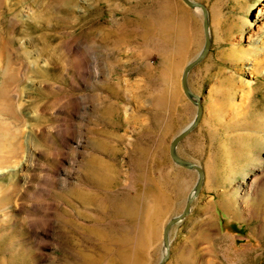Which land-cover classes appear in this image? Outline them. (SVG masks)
<instances>
[{
	"label": "rangeland",
	"instance_id": "obj_1",
	"mask_svg": "<svg viewBox=\"0 0 264 264\" xmlns=\"http://www.w3.org/2000/svg\"><path fill=\"white\" fill-rule=\"evenodd\" d=\"M192 1L165 264H264V0ZM203 42L181 0H0V264L160 262Z\"/></svg>",
	"mask_w": 264,
	"mask_h": 264
},
{
	"label": "water",
	"instance_id": "obj_2",
	"mask_svg": "<svg viewBox=\"0 0 264 264\" xmlns=\"http://www.w3.org/2000/svg\"><path fill=\"white\" fill-rule=\"evenodd\" d=\"M181 1L190 9L200 11L202 15V28H203L204 42H203V46L200 52L198 53V55L193 60H191L190 62L186 64V66L184 67L182 71V75H181L182 91L185 97L195 106L196 113H195L193 120L171 140L170 145H169V156L172 162L176 166H179L185 170L195 171L197 174V179H196V182L194 184L192 191L190 192V194L188 195L186 199L182 212L179 215L172 217L163 228L162 245L165 250V253L162 255L161 260L158 264H165V262L167 261L169 257V253H170L171 228L174 225L182 222L190 214L192 203L200 194V191L202 189L203 182H204L203 169L199 165L193 162L180 158L177 153V148H178L179 143L198 126L201 120L202 114H203L202 98L194 94L190 90L188 86V75L195 66H197L204 60V58L207 56L210 50L211 37H210V25H209V13H208L207 8L201 3L194 2L192 0H181Z\"/></svg>",
	"mask_w": 264,
	"mask_h": 264
},
{
	"label": "crops",
	"instance_id": "obj_3",
	"mask_svg": "<svg viewBox=\"0 0 264 264\" xmlns=\"http://www.w3.org/2000/svg\"><path fill=\"white\" fill-rule=\"evenodd\" d=\"M191 162V161H190ZM194 163V162H193ZM196 164V163H195Z\"/></svg>",
	"mask_w": 264,
	"mask_h": 264
},
{
	"label": "bare ground",
	"instance_id": "obj_4",
	"mask_svg": "<svg viewBox=\"0 0 264 264\" xmlns=\"http://www.w3.org/2000/svg\"><path fill=\"white\" fill-rule=\"evenodd\" d=\"M18 19V18H17Z\"/></svg>",
	"mask_w": 264,
	"mask_h": 264
}]
</instances>
